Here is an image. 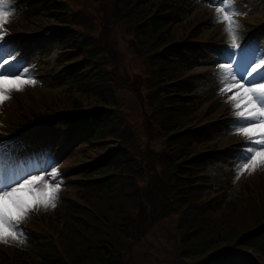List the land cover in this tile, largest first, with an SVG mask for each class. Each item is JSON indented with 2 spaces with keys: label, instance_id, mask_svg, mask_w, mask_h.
Here are the masks:
<instances>
[{
  "label": "rangeland",
  "instance_id": "374dc122",
  "mask_svg": "<svg viewBox=\"0 0 264 264\" xmlns=\"http://www.w3.org/2000/svg\"><path fill=\"white\" fill-rule=\"evenodd\" d=\"M184 1L187 2V7L193 3L192 6L196 9L193 12L185 9L182 20L174 23L169 28L171 31L169 40L171 43L169 45L181 46L190 41L196 30L199 32L198 38L215 41L227 39L231 42L228 33L225 31L226 25L217 22V7H225L226 10L233 13V19L239 25L236 29L237 44L249 45L259 42L264 45V0H226L225 4H220L216 0ZM111 2L113 3L114 0H69L66 1V6L71 11L85 10L88 12L91 19L86 22L79 20V22H83L84 25L90 23L89 28L83 30L98 38V36H101L100 32H107L105 24L109 25L112 22L110 18L112 9L109 4ZM7 3L12 15L9 18L10 22L3 27L4 40L9 36L20 34L22 37L38 35L41 39H37L42 41L41 49L35 51L32 48L30 54L29 49L26 48L20 55L16 54V56L9 59L11 62L17 57L22 58L21 71L29 73L27 77L22 78H31L36 81L35 85H27L23 90H12L10 98L0 103V129L6 133L14 131V133L22 135L25 132L19 126L24 125L26 127L39 116L43 118V116L56 111L58 114H63V111L69 113L71 100L80 98L84 104L87 99H85L86 97L82 98L83 96L79 94V85L60 70L58 63L60 50L52 44L50 35L41 36L42 31L53 24V20L46 17L44 13H35L37 5L33 1L7 0ZM117 24L116 26L109 25L111 31L103 35V40L108 44V48L114 51H108V56L105 55L107 62L106 60L100 62L106 64L105 70H107L109 78L112 79L111 86L118 100L115 112L121 120L119 130L126 139L125 146L132 158L130 165L135 168L141 167L143 174L133 177L134 181L128 179L129 176L124 177L123 184L117 185L114 191L107 193L108 198L111 200L104 198L99 192L89 193L85 195V200H81L79 196L81 190L78 189L76 182L81 173L84 172V167L92 164L99 167L104 159V153L100 149L90 147L91 142H87L82 138H76L67 145L64 144L62 148H60L62 145L58 146L50 160L44 162L35 160L24 164L23 168H16L15 178L18 180L21 176L29 178L27 175L29 172L35 175H43L48 180L51 173L57 172L60 188L54 208L50 206L47 208H34L29 212L27 219L21 221L22 225H18L19 230L32 234L31 237H24L23 243L13 241L10 238L7 243H0V264H9V261L17 255L24 259V262L18 264H37L36 259L39 253L37 250L39 248L30 244L29 239L32 238L31 240L34 241L33 235L44 238L42 239V245L50 243V238L55 239L56 233H58L54 230L56 226L52 222V224H48L47 221H52L54 217L59 215V219L58 217L57 219L60 220V228L63 227V219L65 218L63 208L69 204L68 202L73 201L75 209L80 214H88L90 209H106L108 206L113 205L116 210L122 213H131L140 218L145 211L150 217L152 208L147 203L149 198L143 193V198L139 196L132 197L131 194L134 195L139 191V188L152 193L151 186L156 181H160L164 173L166 176H164V179L167 180L169 171L170 185L172 186L174 183L179 185V182L175 181L177 172L170 170L171 164L168 157L172 156V151L169 152V149L171 150L168 141L169 134L159 133L161 130L158 128L156 130L155 127V132L150 134L146 126L145 113H149L150 109L152 110L151 113L155 114L157 104L153 107L154 104L152 105L146 97L148 87L150 88L151 85L149 84L147 87V85L140 84L137 81L139 78L146 79L150 55L143 53V50L135 51L138 48L135 46L137 43L135 44L133 33L128 31L123 21L117 22ZM229 44L228 47H221L220 51H216L219 64H214L216 61L208 60V57L205 56L206 59L202 60L201 65L191 73L197 77L196 100L207 101L202 109L196 111V120L187 128V125L184 126V131H192L196 125L207 124L206 122L212 120L218 123V127H213V129H216V131H212L213 141L205 144L210 148L207 149V153L213 158L204 169L206 178L204 185H202L203 190H198L196 197L200 198L203 203L210 202L217 196L225 202L223 210L220 209L218 212L210 214L209 221L204 223L203 228L208 233L216 229L213 224L218 225L220 222H227L230 224L229 227L234 229L237 234L242 229L256 227L262 220L256 216L254 218L251 210L255 206L261 207L264 205V196H260L264 194V166L257 168L251 175L244 172L237 179L239 169L243 163L239 159V154L246 138L233 130L235 127L233 121L236 120V117L232 108V101L228 100L227 96L233 95L234 90L233 92L222 93L220 76L216 72L220 65L225 62L224 57H226L231 46V43ZM261 50L257 49V53ZM118 55L121 56H119L120 59H118ZM115 56H117L116 60L114 59ZM241 61L246 63L247 57H241ZM14 78L13 76L8 77L9 80ZM127 78L133 82L138 91L124 84ZM90 92L88 101L92 103L96 99V95L93 93L94 91ZM36 136L39 135H34V137ZM108 143L111 142L108 141ZM205 145L199 146L201 150L205 149ZM20 146V144L14 146L12 152L5 149L1 157L15 154ZM64 147L66 148L63 149ZM108 147H112V145L108 144ZM173 147L176 148V145H173ZM237 148L239 153H234ZM191 153L192 151H189L188 156H185L186 161L184 163H189L196 157L195 153ZM176 154L178 155L177 151ZM175 165H178V163L176 162ZM4 173L0 169V181L3 180ZM160 175H162V178ZM151 177L152 179H150ZM9 182L11 183V181ZM250 191L254 193L253 196H251ZM258 193L260 199L256 196ZM245 198L248 199L244 200ZM85 208L89 209L85 211ZM163 216L160 212L155 213L154 218L142 230V236L135 241V244L122 240L119 235L115 238L116 246L122 254H119L120 258L123 259L125 264L182 263L181 251L183 248L180 240L179 213L174 212L166 217ZM34 227L36 230L38 228L41 233L34 232ZM204 235H202V238H205V245H208L209 237L206 234ZM46 236L48 239H46ZM42 252L44 253L41 250L40 253ZM243 253L251 256L252 252L244 250ZM254 256L260 260V264H264V258L260 257L259 254ZM32 257L34 258L30 261ZM14 262L17 263L16 258Z\"/></svg>",
  "mask_w": 264,
  "mask_h": 264
},
{
  "label": "trees",
  "instance_id": "16d2710c",
  "mask_svg": "<svg viewBox=\"0 0 264 264\" xmlns=\"http://www.w3.org/2000/svg\"><path fill=\"white\" fill-rule=\"evenodd\" d=\"M31 1L38 6L35 13H44L55 23L45 34L50 35L53 45L60 50L58 61L61 70L71 76L79 85V94L87 99L84 104L80 98L71 100L69 113L63 111V114L59 113L55 117H45L44 124L36 132L45 134V137L37 144H46L44 147L50 149L63 138L68 137L72 140L82 137L92 142L89 144L90 147L100 149L104 153L101 166L86 165L76 182L78 189L81 190L79 194L81 200H85V195L92 192H99L104 198H108L107 193L114 191L117 185L123 184L124 177L129 176L128 179L133 180V177L143 174L141 167L135 168L130 165L132 158L125 146L126 139L119 130L121 120L115 112L118 100L111 86L112 79L105 70L106 64L100 62L106 60L105 55L108 56V51H114L108 48L103 35L111 31L109 25L116 26L117 22L121 21L134 35L135 44L137 43L135 46L138 48L135 51L143 50V53L150 55L148 75L146 79L139 78L137 81L147 87L151 85L150 88L148 87L146 97L152 105L154 104L153 107L157 104L155 114H152L150 109L149 113H145L146 126L150 134L155 132L154 127L156 130H161L159 133L169 134L168 141L171 147L169 152L172 151V156L168 157L170 170L177 172L175 181L179 182V185L177 183L170 185L169 171L167 180L164 179L165 173L163 178L160 175L162 178L160 181L154 179L156 182L151 186L152 193L139 188L138 192L131 194L132 197L143 198V193L149 198L147 203L152 208L150 217L145 211L140 218L131 213H122L113 205L106 209L85 208L88 214H80L75 209L74 202H68L69 204L63 208L65 212L63 227L60 228L59 215H57L58 219L54 217L52 221H47L48 224L51 222L55 224L54 230L58 233L55 239L50 238V243L42 245L41 242L36 245V248H39L36 263L125 264L120 258L122 254L116 246L115 238L119 235L122 240L135 244L155 213L160 212L166 217L176 212L179 213L180 240L183 248L181 264H260V260L254 255L259 254L264 258V205L255 206L251 210L254 218L256 216L262 219L259 224L252 229H242L240 235L236 234L227 222L213 224L216 229L211 228L213 229L211 233L203 228L204 223L209 221L210 214L223 210L225 202L216 197L210 202L203 203L196 197V192L203 190L202 185L206 178L204 169L209 154L204 151L209 147L205 144L214 138L210 132L213 129L208 127L201 129L196 127L195 130L184 131V126L187 125V128L196 120L195 113L203 104L193 95L196 80L194 76H190V73L199 65L197 62L199 58L196 59L197 56L192 55H199L203 49L208 51L198 47L199 44L196 42L181 46L169 45L171 43L169 28L182 20L184 8H187L186 2L184 0H114L113 3H109L112 9L110 17L112 22L109 25L105 24L107 32H100L101 36L97 38L83 30L89 28L90 23L85 25L83 23L91 19L89 13L85 10H69L66 6V1L69 0ZM198 36L199 32L196 30L192 39H198ZM11 42L9 45L12 48L23 49L27 46L28 39L18 37ZM119 56L118 59L121 57ZM124 84L138 91L129 78ZM90 91H94L96 95L92 103L88 101ZM39 119L37 118L36 121ZM108 144L112 147H108ZM173 145H176V148ZM203 145L205 149L201 150L199 146ZM189 151L195 153L196 157L191 162L184 163ZM176 162L178 165H175ZM149 184L151 185L150 182ZM250 193L251 196L254 195L253 192ZM256 196L260 199L264 194L259 196L258 193ZM204 234L209 237L208 245H205V238H202ZM41 250L44 251L43 255L40 253ZM244 250H250L251 256L245 255ZM15 258L17 263L14 262ZM22 259L20 255L10 261L6 258L9 264L22 263L24 262Z\"/></svg>",
  "mask_w": 264,
  "mask_h": 264
},
{
  "label": "snow or ice",
  "instance_id": "6c2138e0",
  "mask_svg": "<svg viewBox=\"0 0 264 264\" xmlns=\"http://www.w3.org/2000/svg\"><path fill=\"white\" fill-rule=\"evenodd\" d=\"M216 2L225 4L226 0ZM216 13L217 22L226 25L225 31L231 39V46L224 57L225 62L218 69L221 91L228 93L234 90L233 95L227 96L232 101L236 117L233 130L246 138L239 154L243 163L238 179L244 172L251 175L257 168L264 166V45L259 42L237 44L236 29L239 25L233 19V13L225 7H217ZM11 15L7 0H0V103L10 98L12 90H23L25 86L36 83L34 79L22 78L29 75L27 71H21L22 58L17 57L11 62L5 59L16 56V50L3 38V27L9 23ZM257 49L262 50L257 53ZM244 56L247 57L246 63L241 61ZM9 76L15 78L9 80ZM6 147V142L0 141V155ZM3 175L4 178L0 181V242L7 243L10 238L23 243V232L18 229V225L34 208L56 206L60 188L59 175L53 172L48 180L43 175L30 172L27 173L29 178L21 176L19 180L15 178L16 173L5 172Z\"/></svg>",
  "mask_w": 264,
  "mask_h": 264
},
{
  "label": "clouds",
  "instance_id": "9594fccd",
  "mask_svg": "<svg viewBox=\"0 0 264 264\" xmlns=\"http://www.w3.org/2000/svg\"><path fill=\"white\" fill-rule=\"evenodd\" d=\"M10 22V21H9ZM0 243H3V242H0Z\"/></svg>",
  "mask_w": 264,
  "mask_h": 264
}]
</instances>
